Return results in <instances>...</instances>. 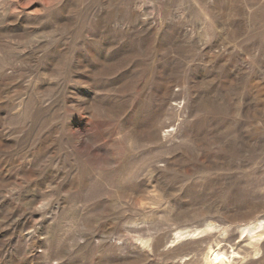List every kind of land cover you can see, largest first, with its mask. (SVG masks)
<instances>
[{"label": "rangeland", "instance_id": "1", "mask_svg": "<svg viewBox=\"0 0 264 264\" xmlns=\"http://www.w3.org/2000/svg\"><path fill=\"white\" fill-rule=\"evenodd\" d=\"M0 264H264V0H0Z\"/></svg>", "mask_w": 264, "mask_h": 264}, {"label": "bare ground", "instance_id": "2", "mask_svg": "<svg viewBox=\"0 0 264 264\" xmlns=\"http://www.w3.org/2000/svg\"><path fill=\"white\" fill-rule=\"evenodd\" d=\"M226 263V262H225Z\"/></svg>", "mask_w": 264, "mask_h": 264}]
</instances>
